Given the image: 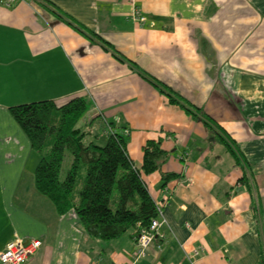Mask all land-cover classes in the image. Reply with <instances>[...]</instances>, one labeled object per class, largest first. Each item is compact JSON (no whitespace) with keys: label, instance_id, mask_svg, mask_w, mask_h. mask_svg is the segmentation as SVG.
<instances>
[{"label":"crops","instance_id":"1","mask_svg":"<svg viewBox=\"0 0 264 264\" xmlns=\"http://www.w3.org/2000/svg\"><path fill=\"white\" fill-rule=\"evenodd\" d=\"M4 1L0 251L16 237L37 238L22 264L133 261L134 228L113 239L90 236L73 210L58 212L38 191L39 154L9 110L87 96V139L98 133L103 141L108 121L128 130L135 166L149 139L169 153L142 176L155 202L169 199L139 262L264 264V0H46L79 29L35 0ZM151 80L221 125L239 161ZM166 173L175 176L165 180Z\"/></svg>","mask_w":264,"mask_h":264},{"label":"trees","instance_id":"2","mask_svg":"<svg viewBox=\"0 0 264 264\" xmlns=\"http://www.w3.org/2000/svg\"><path fill=\"white\" fill-rule=\"evenodd\" d=\"M35 1L79 29L65 13L47 5L46 0ZM101 41L110 48L107 41ZM151 81L168 94L171 102L201 120L210 137L239 161L237 145L221 125L199 107L178 99L166 85ZM90 103L87 96H74L61 104L44 99L16 104L9 110L39 154L34 169L35 186L51 199L58 212L73 210L83 229L93 237L113 239L132 228L137 235L157 215L156 203L142 176L159 169L169 153L160 146V139H149L142 147L141 167L135 166L127 152L128 135L108 121H103L100 128H109L103 141L96 139L98 133L94 134L95 139H87L83 121ZM66 154L69 161L62 172ZM173 176L162 175L165 180Z\"/></svg>","mask_w":264,"mask_h":264},{"label":"built area","instance_id":"3","mask_svg":"<svg viewBox=\"0 0 264 264\" xmlns=\"http://www.w3.org/2000/svg\"><path fill=\"white\" fill-rule=\"evenodd\" d=\"M16 0H5V4L10 5L13 4ZM140 21H143L145 18L142 15H135ZM109 128L107 127L104 130V133H107ZM124 134H128L127 129H123ZM169 193H166L163 196V199L156 203L157 215L154 217L147 229L141 230L135 237V253L134 259L130 264H143L138 261L140 256H143L146 248L152 242L155 231L162 222H164L163 218V207L168 202ZM40 246V240L37 238H28L23 239L20 237H16L10 241H8L4 248L0 251V264H22L27 257L32 254L36 249ZM197 251H194L196 254Z\"/></svg>","mask_w":264,"mask_h":264},{"label":"rangeland","instance_id":"4","mask_svg":"<svg viewBox=\"0 0 264 264\" xmlns=\"http://www.w3.org/2000/svg\"><path fill=\"white\" fill-rule=\"evenodd\" d=\"M106 136H104V138H105ZM103 138V139H104ZM68 161H69V154H66V156H65V158H64V160H63V162H62V172H63V170L67 167V164H68ZM83 172H84V169L82 168L81 170H80V175L81 174H83Z\"/></svg>","mask_w":264,"mask_h":264}]
</instances>
